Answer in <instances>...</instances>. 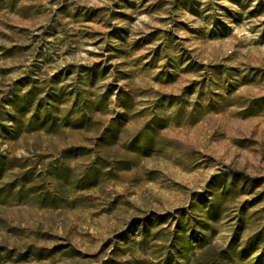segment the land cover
<instances>
[{
    "label": "rangeland",
    "instance_id": "obj_1",
    "mask_svg": "<svg viewBox=\"0 0 264 264\" xmlns=\"http://www.w3.org/2000/svg\"><path fill=\"white\" fill-rule=\"evenodd\" d=\"M0 156V264H264V0H0Z\"/></svg>",
    "mask_w": 264,
    "mask_h": 264
},
{
    "label": "trees",
    "instance_id": "obj_2",
    "mask_svg": "<svg viewBox=\"0 0 264 264\" xmlns=\"http://www.w3.org/2000/svg\"><path fill=\"white\" fill-rule=\"evenodd\" d=\"M5 161L6 160L0 156V175L7 169ZM18 179V194L22 192L24 182L27 179H33L31 187H35L34 185L36 183L31 170H26L24 172L20 170ZM14 189V187L7 188L4 186L1 188L5 193L13 191ZM194 199H199V197L196 196ZM198 201L200 203V207L198 208L199 215L196 216L195 211H193V200L188 210L181 211L174 217V231H172L171 238L167 245L168 252L160 264H181V261L189 255L194 247L201 249V252L196 257L197 261L200 257H210L206 259V264H244L242 261V252L236 250V245L233 242L228 244L223 250L217 251L216 253L210 252V250H213V247L209 246V242L206 238V231L211 229L213 222L218 217L216 211L217 204L215 201L206 198H200ZM156 219L161 221L165 218L159 217Z\"/></svg>",
    "mask_w": 264,
    "mask_h": 264
}]
</instances>
